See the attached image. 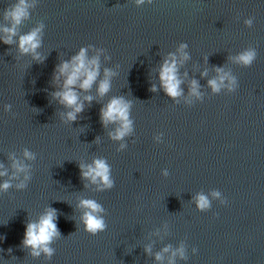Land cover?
Returning a JSON list of instances; mask_svg holds the SVG:
<instances>
[{
  "label": "water",
  "instance_id": "1",
  "mask_svg": "<svg viewBox=\"0 0 264 264\" xmlns=\"http://www.w3.org/2000/svg\"><path fill=\"white\" fill-rule=\"evenodd\" d=\"M19 2L0 0V185H10L0 188V264H264V0H26L5 44ZM35 30L38 46L22 52L20 37ZM82 48L97 77L73 86L83 110L68 121L54 99L58 69ZM247 51L245 67L236 57ZM170 57L175 98L160 80ZM225 74L214 92L209 81ZM114 98L129 104L120 140L119 123L100 121ZM97 159L110 188L82 178ZM83 200L102 208L95 235ZM49 212L57 235L25 246L27 225Z\"/></svg>",
  "mask_w": 264,
  "mask_h": 264
},
{
  "label": "clouds",
  "instance_id": "2",
  "mask_svg": "<svg viewBox=\"0 0 264 264\" xmlns=\"http://www.w3.org/2000/svg\"><path fill=\"white\" fill-rule=\"evenodd\" d=\"M143 3V0H137V4ZM28 5L26 0H20L19 4L13 8L11 12L6 14V18L12 21L13 27L6 28L4 31L7 34V39L3 42L5 44L11 43V37L15 35V27L19 25L23 18L27 15ZM38 30L32 31L27 35L21 36L19 39V48L22 52L34 51L38 46L37 40ZM184 46L182 45L181 48ZM85 49H81L79 54L73 57L70 63H63L59 66V75L64 77L62 90L54 93V99H56L62 106L67 109H71L66 114L68 121H74L76 115L83 110V105L78 103V96L73 91V86L77 85L79 82V87L82 90H88L97 77V59L86 60ZM255 53L253 51H247L236 57V61L241 65L247 67L251 65ZM171 63L165 60L160 69V80L161 85L165 93L171 97L175 98L180 94L178 91L180 81L176 77V61L174 57H170ZM219 71V70H218ZM106 77L109 73H105ZM82 78V79H81ZM227 78V75L219 77V81L211 80L209 81V86L214 92L219 91L222 82ZM234 83V81H233ZM109 90V83L107 78L104 79L99 87L98 94L103 96ZM154 90V89H153ZM193 94L196 93V83L193 81L192 84ZM86 100L91 101V97H86ZM128 109L129 104L124 102L121 98L112 99L107 105L103 106L100 110V121L103 126L108 124L119 123V127L115 129L114 135L111 136L114 140L122 139L129 131L131 122L128 119ZM25 157L31 158V154L28 151L24 153ZM14 167L17 172L23 171V167L14 163ZM5 173H0L4 175ZM81 175L84 179H90L91 182L96 183L101 182L106 188L112 187V181L109 178V168L106 162L102 159H97L93 162L91 166L84 169L81 166ZM10 185L5 182L0 185V188L6 190ZM22 187V185H21ZM214 196L219 195L218 193H213ZM82 208L87 209L84 212L82 221L86 231L95 235L98 231H102L105 228V222L102 216L98 215L102 211V208L93 200H83L81 201ZM196 206L199 210H205L209 207V200L204 195H199L196 198ZM57 235V228L54 222L53 212H49L46 216L42 217L38 223H30L27 225L25 230L24 244L25 246H31L33 249L46 245L51 239ZM44 251L51 253V250L44 247ZM164 251H168L167 248ZM181 255L183 254L182 249L178 250ZM34 255H37L35 251ZM175 255V253H174ZM157 260L160 259V255H157Z\"/></svg>",
  "mask_w": 264,
  "mask_h": 264
}]
</instances>
